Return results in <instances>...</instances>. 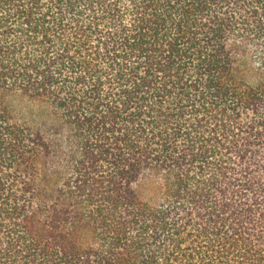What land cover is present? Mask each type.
Listing matches in <instances>:
<instances>
[{"label": "trees", "instance_id": "16d2710c", "mask_svg": "<svg viewBox=\"0 0 264 264\" xmlns=\"http://www.w3.org/2000/svg\"><path fill=\"white\" fill-rule=\"evenodd\" d=\"M0 264H264V0H0Z\"/></svg>", "mask_w": 264, "mask_h": 264}, {"label": "rangeland", "instance_id": "374dc122", "mask_svg": "<svg viewBox=\"0 0 264 264\" xmlns=\"http://www.w3.org/2000/svg\"><path fill=\"white\" fill-rule=\"evenodd\" d=\"M18 110H20V115H23L24 119L25 120H31V114L32 111L29 107L28 104H26L25 102L21 101L19 104H18Z\"/></svg>", "mask_w": 264, "mask_h": 264}]
</instances>
